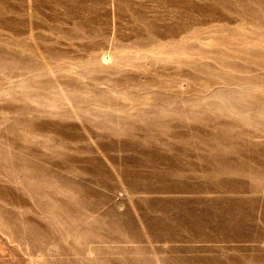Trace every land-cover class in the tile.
<instances>
[{
	"label": "rangeland",
	"instance_id": "1",
	"mask_svg": "<svg viewBox=\"0 0 264 264\" xmlns=\"http://www.w3.org/2000/svg\"><path fill=\"white\" fill-rule=\"evenodd\" d=\"M0 264H264V0H0Z\"/></svg>",
	"mask_w": 264,
	"mask_h": 264
},
{
	"label": "bare ground",
	"instance_id": "2",
	"mask_svg": "<svg viewBox=\"0 0 264 264\" xmlns=\"http://www.w3.org/2000/svg\"><path fill=\"white\" fill-rule=\"evenodd\" d=\"M236 194H237V193H236ZM234 231H235V230H234ZM232 233H233V231H232ZM232 233H231V234H232ZM233 234H235V233H233ZM229 235H230V234H229ZM233 258H234V257H233ZM230 259H231V258H230ZM231 260H232V259H231ZM235 262H236V261H235Z\"/></svg>",
	"mask_w": 264,
	"mask_h": 264
}]
</instances>
